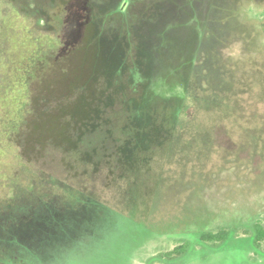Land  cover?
Returning <instances> with one entry per match:
<instances>
[{"label": "rangeland", "instance_id": "obj_1", "mask_svg": "<svg viewBox=\"0 0 264 264\" xmlns=\"http://www.w3.org/2000/svg\"><path fill=\"white\" fill-rule=\"evenodd\" d=\"M17 1L29 8L47 2ZM125 1L112 17L100 12L103 34L133 35L136 45L141 34L153 75L140 82L118 75L102 122L77 136L78 151L42 149L31 168L5 132L17 129L18 111L29 103L34 55L63 41L66 26L52 33L0 7V212L11 206L16 218L26 211L39 197L26 192L34 183L37 195L52 183H75L109 205L76 206L65 218L74 235L39 264H147L185 241L192 248L184 258L152 264H264V245L253 244L254 225L264 227V0ZM2 3L6 9L9 0ZM187 85L197 105L189 124L178 115ZM118 174L125 178L116 182ZM43 203L37 200L39 216ZM220 230L225 241H199L200 233ZM40 240L0 251L9 250L13 264H30Z\"/></svg>", "mask_w": 264, "mask_h": 264}, {"label": "trees", "instance_id": "obj_2", "mask_svg": "<svg viewBox=\"0 0 264 264\" xmlns=\"http://www.w3.org/2000/svg\"><path fill=\"white\" fill-rule=\"evenodd\" d=\"M93 1L47 0L44 4L29 8L17 0H9V3H4L6 9L3 3L2 6L0 5L3 10H13L17 17L30 18L36 25L41 24L43 29H48L52 33L57 32L56 26L63 25V28L66 26L63 41L61 40L58 45H51L46 52L34 53L36 55L31 61L27 79L29 103H23L18 111L16 119L18 130L5 132L6 135L14 136V142L20 147L24 158L22 162L30 168L38 164L37 159L42 149L47 151L54 148L67 155L78 151L77 136L94 132L102 122L103 107L110 99V95L107 96L110 83L118 75L127 73L132 82L149 80L153 75V57L148 43L141 34L138 45L133 42V35H125L121 32L103 34L104 25L99 16L105 14L107 17H112L123 9L126 1L121 3V0H99L103 1V5L98 7ZM129 30L131 31L132 28ZM148 32L149 30H146L145 35ZM192 92L188 85L185 86L187 107L178 112L179 116L184 115L181 120L186 122L188 118L194 116L197 106ZM171 125L176 126L175 116L171 118ZM123 135L127 136L129 133L125 132L121 136ZM130 136L127 138L130 139ZM162 145L163 143L158 144L160 147ZM122 155V158L125 157L124 154ZM124 178V174H118L116 182ZM58 183L48 185L47 190L39 195H37L38 189L35 190L36 183L32 184L26 192L29 196H33L34 193L39 197L35 199L36 201L30 200L32 203L26 204L28 209L16 218L12 217L11 213L8 215V211L14 209H10L11 206L0 212V245L18 244L25 247L31 238L36 236L41 238L43 244L41 248L34 250V257L29 254L30 264L46 262L48 249H52V246L63 238L67 240L65 236L74 235L73 226L68 227L65 218L74 212L76 206L90 205L100 208L102 206V209L108 211L106 206L109 205L100 202L92 192L77 189L75 183L73 185H65L64 182H61L64 185H58ZM54 187L57 189L54 190ZM38 199L47 203V205L43 203L46 209L40 216ZM61 212L65 215L63 216ZM7 215L15 221L7 223ZM34 215L42 218L37 221ZM62 228H68L69 231L66 233ZM253 232V244L264 245V227L256 224ZM227 235L226 230L202 232L199 241L205 244L220 243L225 241ZM191 245L185 241L167 253L150 258L147 264L182 259L190 252ZM8 251L7 253L0 251V256L6 259L0 261V264H13ZM15 264L19 262L16 261Z\"/></svg>", "mask_w": 264, "mask_h": 264}, {"label": "flooded vegetation", "instance_id": "obj_3", "mask_svg": "<svg viewBox=\"0 0 264 264\" xmlns=\"http://www.w3.org/2000/svg\"><path fill=\"white\" fill-rule=\"evenodd\" d=\"M20 263H21V260H20ZM26 264V263H25Z\"/></svg>", "mask_w": 264, "mask_h": 264}]
</instances>
